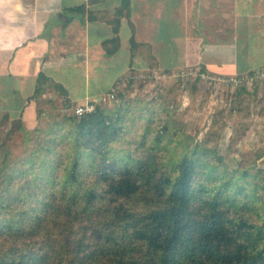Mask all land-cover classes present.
<instances>
[{
  "label": "trees",
  "instance_id": "16d2710c",
  "mask_svg": "<svg viewBox=\"0 0 264 264\" xmlns=\"http://www.w3.org/2000/svg\"><path fill=\"white\" fill-rule=\"evenodd\" d=\"M118 97L0 135V264H264V169Z\"/></svg>",
  "mask_w": 264,
  "mask_h": 264
},
{
  "label": "crops",
  "instance_id": "0c3cea01",
  "mask_svg": "<svg viewBox=\"0 0 264 264\" xmlns=\"http://www.w3.org/2000/svg\"><path fill=\"white\" fill-rule=\"evenodd\" d=\"M180 68L264 69V0H0V135Z\"/></svg>",
  "mask_w": 264,
  "mask_h": 264
},
{
  "label": "rangeland",
  "instance_id": "374dc122",
  "mask_svg": "<svg viewBox=\"0 0 264 264\" xmlns=\"http://www.w3.org/2000/svg\"><path fill=\"white\" fill-rule=\"evenodd\" d=\"M180 70L182 68L166 72L164 76L152 70L138 71L136 73L142 74V77L133 82H120L116 99L105 104L114 107L120 100L119 94L145 103L164 102L181 132L198 142L207 140L209 146L216 147L232 168L243 164L264 169V81L239 86L213 84L196 78L195 74L177 77L176 73ZM184 70L199 72L188 68ZM133 72L135 70H130L126 75L135 74ZM242 90L245 93L242 94ZM240 94L241 103L236 107L234 97ZM73 108L58 105L57 113L53 112L46 118L51 123L64 120ZM165 114L166 111H163L162 115ZM20 145V138H17L13 145L15 154L20 153Z\"/></svg>",
  "mask_w": 264,
  "mask_h": 264
},
{
  "label": "built area",
  "instance_id": "2783aa9c",
  "mask_svg": "<svg viewBox=\"0 0 264 264\" xmlns=\"http://www.w3.org/2000/svg\"><path fill=\"white\" fill-rule=\"evenodd\" d=\"M135 74L127 76L125 75L121 80L117 81L114 85L111 86V88L104 94H101L100 96L96 98H87L84 103L75 105L73 108V112L77 117H82L85 114L91 113L94 111L96 104H103V103H109L116 99L119 90H120V82H130V81H136L139 78L142 77V74H137L136 72H133ZM191 74H195L196 78H203L206 81H209L213 84H230L233 86H239L243 85L245 83L249 82H256V81H264V69L260 70H254L246 74H237V75H216V76H210L206 75L204 72H192V71H185L184 69L177 71L176 76H186L188 77ZM164 76L165 73H162Z\"/></svg>",
  "mask_w": 264,
  "mask_h": 264
}]
</instances>
